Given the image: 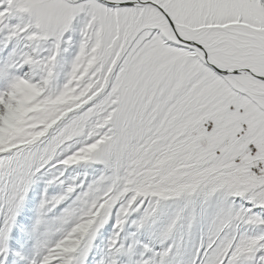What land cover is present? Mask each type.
<instances>
[{
  "label": "snow or ice",
  "instance_id": "1",
  "mask_svg": "<svg viewBox=\"0 0 264 264\" xmlns=\"http://www.w3.org/2000/svg\"><path fill=\"white\" fill-rule=\"evenodd\" d=\"M0 264H264V0H0Z\"/></svg>",
  "mask_w": 264,
  "mask_h": 264
}]
</instances>
